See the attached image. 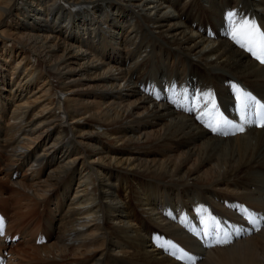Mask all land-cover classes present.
<instances>
[{
  "label": "bare ground",
  "instance_id": "1",
  "mask_svg": "<svg viewBox=\"0 0 264 264\" xmlns=\"http://www.w3.org/2000/svg\"><path fill=\"white\" fill-rule=\"evenodd\" d=\"M235 1L0 0V207L13 232L54 231L41 247H9V264H177L146 236L163 228L191 242L158 214L163 197L201 210L208 193L255 199L264 129L218 136L136 86L157 59L187 62L205 86H256L264 70L191 27ZM241 1L264 17V0ZM198 264H264V226Z\"/></svg>",
  "mask_w": 264,
  "mask_h": 264
},
{
  "label": "snow or ice",
  "instance_id": "2",
  "mask_svg": "<svg viewBox=\"0 0 264 264\" xmlns=\"http://www.w3.org/2000/svg\"><path fill=\"white\" fill-rule=\"evenodd\" d=\"M245 24H247V22H245ZM247 35H249V36L259 35L260 36V40H261V48L264 49V35H260L259 33H257L254 28H253V31L248 33ZM233 39H236L235 34L233 36ZM237 43H240V40L237 39ZM240 46L241 47H245V44L240 43ZM248 51L252 52V54L254 56H256L257 60H260L261 63H264V56L257 55L256 52H253L252 48H250V47L248 48ZM248 99H249L248 97H245V100H248ZM251 99H254V98H251ZM249 106H251V105H249ZM226 123H227V121H224L222 119L218 120L217 123H216V126H211L212 127V131L213 132H220L221 129H222V125L226 124ZM261 127H264V124H261ZM239 131H243V128H240ZM229 242L230 241H228L227 239H225V240H217L216 241V243H218V244H221V243L226 244V243H229Z\"/></svg>",
  "mask_w": 264,
  "mask_h": 264
},
{
  "label": "rangeland",
  "instance_id": "3",
  "mask_svg": "<svg viewBox=\"0 0 264 264\" xmlns=\"http://www.w3.org/2000/svg\"><path fill=\"white\" fill-rule=\"evenodd\" d=\"M252 182H254V181H252ZM252 182H251V184H252ZM254 187H256V186H254ZM229 196H233V195H229ZM239 197V196H238ZM241 198V197H240ZM244 198V197H243Z\"/></svg>",
  "mask_w": 264,
  "mask_h": 264
}]
</instances>
